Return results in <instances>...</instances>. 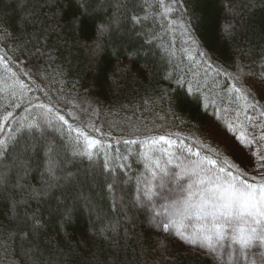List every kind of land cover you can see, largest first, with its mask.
<instances>
[{
	"label": "trees",
	"instance_id": "obj_1",
	"mask_svg": "<svg viewBox=\"0 0 264 264\" xmlns=\"http://www.w3.org/2000/svg\"><path fill=\"white\" fill-rule=\"evenodd\" d=\"M165 4L174 11L166 14L159 0H88L75 29L68 22L83 0H0V140L8 145L0 264H216L178 253L165 231L148 225L134 201L138 152L165 136L225 163L204 132L209 114L264 116L244 82L264 73V0ZM100 23L111 28L93 54ZM189 86L193 96H185ZM41 104L52 109L50 124ZM57 114L104 147L91 159L79 155L75 132ZM33 121L40 127H27ZM34 218L42 227L29 239L23 233Z\"/></svg>",
	"mask_w": 264,
	"mask_h": 264
},
{
	"label": "snow or ice",
	"instance_id": "obj_2",
	"mask_svg": "<svg viewBox=\"0 0 264 264\" xmlns=\"http://www.w3.org/2000/svg\"><path fill=\"white\" fill-rule=\"evenodd\" d=\"M176 2V0H174ZM84 7L78 16H73L68 22L73 28L78 29L81 25V17L87 12L88 0H83ZM160 7L164 12L171 13L174 8L165 4V0H159ZM134 21L139 22L138 17H132ZM111 24L100 23L96 26L97 42L95 48L92 49L93 54H98L102 50L100 43L102 38L109 34ZM224 31L231 33L232 26H225ZM195 43V41H192ZM0 60H5L4 56H0ZM264 76V73H261ZM178 85H182L181 81H177ZM23 87V83L21 82ZM229 91L240 93L241 89L233 86ZM247 92V90H245ZM15 94V93H13ZM260 94L264 98V80L260 83ZM193 89L189 86L186 89L185 96H193ZM251 95V93H248ZM247 100V95L241 97ZM196 102L199 103L198 97ZM39 108H46V105H37ZM52 113V109L47 107V113H42V119L48 120V114ZM12 113H8L10 117ZM7 119V117H5ZM56 119L62 121L68 126V132H75L76 142L81 144V151L78 153L91 159L94 154L104 144L101 140L93 138L87 131L81 130L79 127H73L69 124L63 115L56 116ZM23 127V126H22ZM29 128H39L40 124L33 121L29 124ZM230 130L235 131L231 125ZM255 127V125H253ZM99 131L98 129H95ZM213 130H209L211 135ZM19 143V141H15ZM163 142L169 147L173 145V141L165 136H160L150 142V152L143 153L150 175L148 177L141 176L137 180L140 195L143 196L153 210L159 207L161 210L155 212L158 225L167 233L174 232L178 240L183 241L187 245H196L200 243L201 247H206L210 251L219 255V249L223 241L228 236L233 244L239 245V255L241 258H247L246 249H250L254 243L259 242L264 247V184L254 185L247 181H238L237 177L231 171H227L225 167H217L218 159H209L204 157L202 160L191 161L188 166L177 171L169 169L167 164L170 159L163 164L160 159H155L156 150L152 146ZM264 142V128L260 129V135L257 138L255 132L251 137L241 131L239 137H231L230 141L224 145V151L236 155L241 163L245 159L248 165H260V170L264 171V151H254V147ZM126 144H135L137 141H125ZM51 151V149H49ZM160 151L166 152L167 149ZM191 153V148L188 149ZM8 145L6 141L0 140V163L7 157ZM196 156L200 153L197 151ZM219 158V153H216ZM259 157L258 160L255 157ZM107 167V165H105ZM123 167V165H122ZM49 174L54 175V170L50 166ZM173 185L169 187V185ZM164 203L157 204L156 198ZM73 210L66 208L63 216L65 222H70ZM199 221V229L196 232H188L192 220ZM42 227L38 219H33L32 231L24 232L23 235L29 239L34 237ZM16 234L12 233L9 240H14ZM215 241L216 243H213ZM5 244L8 241L4 242ZM6 250V249H5ZM233 253H228V260H232ZM250 264H264V251L260 253V259L250 261Z\"/></svg>",
	"mask_w": 264,
	"mask_h": 264
},
{
	"label": "rangeland",
	"instance_id": "obj_3",
	"mask_svg": "<svg viewBox=\"0 0 264 264\" xmlns=\"http://www.w3.org/2000/svg\"><path fill=\"white\" fill-rule=\"evenodd\" d=\"M264 80V76L255 75L251 77L244 78V82L246 85L254 92L258 103L264 106V98L261 97L260 94V83ZM229 125L235 129L232 131L229 129ZM255 125V127H253ZM264 128V116L260 114H245L239 115L236 110L230 109H217L214 112L209 114V122L205 127V134L207 135L208 141L217 145L222 154L226 157L225 163L218 162L217 167H225L227 171H231L233 175L237 177L238 181H247V183L259 185L264 184V171L260 170V165L257 163L255 166L248 165V160L245 159L243 163H241L240 159L233 155L230 152L224 151V145L230 141L231 137H239L241 131H244L246 135L251 137L252 133L255 132L257 138L260 135V129ZM213 130L212 134L209 135V130ZM173 141V145L169 147L167 144L161 142L155 146H152L154 150H156L157 155L154 157L155 159H160L163 164L165 161L170 159V163L167 164L169 169H175L177 171L189 165L191 161L202 160L204 157H208L207 155L200 153L199 156H196L197 152L195 149L191 148V153L188 151L189 147L184 145L181 142L176 141L175 139H170ZM151 142V141H150ZM150 142H147L143 149L138 152V158H140L142 162V168L135 179V191H134V201L137 207L143 208L147 211V223L150 227L159 228L163 230L157 223L158 218L155 217V212L160 211L161 209L157 207L155 212L153 210L152 205L148 203V201L140 195L137 180L139 177L144 176L148 177L150 175V170L148 169L146 162L143 158V153L146 151L150 152ZM161 149H167L166 152L160 151ZM254 151H264V142L260 145H257L253 149ZM151 154V152H150ZM211 159L210 157H208ZM256 160L259 157H255ZM231 163V164H230ZM229 166H227V165ZM237 171H235V170ZM248 174L249 176L258 177L259 180L249 181L244 179L241 173ZM173 185H169L172 187ZM157 204L164 203L158 197L156 198ZM199 221L193 218L191 225L188 228V232H196L199 229ZM164 231V230H163ZM167 233V232H166ZM174 244L175 250L182 255H197L208 257L216 264H250V261L255 259L257 262L260 259V253L264 251V247L261 246L259 242L253 244L250 249H246L247 258H241L239 255V245L233 244L231 239L226 236L225 239L219 242L222 247L219 249V255L216 252L210 251L206 247H201L200 243L196 245H187L183 241L178 240L175 236L174 232L172 234L167 233ZM213 243H216L213 241ZM232 252V260H228V253Z\"/></svg>",
	"mask_w": 264,
	"mask_h": 264
}]
</instances>
